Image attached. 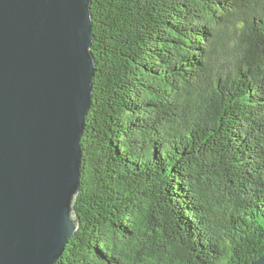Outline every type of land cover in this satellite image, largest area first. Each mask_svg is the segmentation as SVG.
<instances>
[{"label": "trees", "instance_id": "16d2710c", "mask_svg": "<svg viewBox=\"0 0 264 264\" xmlns=\"http://www.w3.org/2000/svg\"><path fill=\"white\" fill-rule=\"evenodd\" d=\"M91 10L81 223L56 264H251L264 253V0Z\"/></svg>", "mask_w": 264, "mask_h": 264}, {"label": "water", "instance_id": "95a60500", "mask_svg": "<svg viewBox=\"0 0 264 264\" xmlns=\"http://www.w3.org/2000/svg\"><path fill=\"white\" fill-rule=\"evenodd\" d=\"M91 4L0 0V264H56L80 226Z\"/></svg>", "mask_w": 264, "mask_h": 264}, {"label": "bare ground", "instance_id": "6f19581e", "mask_svg": "<svg viewBox=\"0 0 264 264\" xmlns=\"http://www.w3.org/2000/svg\"><path fill=\"white\" fill-rule=\"evenodd\" d=\"M92 11V10H91ZM94 34V33H93ZM92 49V48H91ZM96 106V105H95ZM95 110V109H94Z\"/></svg>", "mask_w": 264, "mask_h": 264}, {"label": "rangeland", "instance_id": "374dc122", "mask_svg": "<svg viewBox=\"0 0 264 264\" xmlns=\"http://www.w3.org/2000/svg\"><path fill=\"white\" fill-rule=\"evenodd\" d=\"M76 233V232H75Z\"/></svg>", "mask_w": 264, "mask_h": 264}]
</instances>
